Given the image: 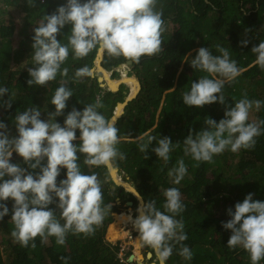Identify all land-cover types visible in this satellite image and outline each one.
I'll use <instances>...</instances> for the list:
<instances>
[{
    "label": "trees",
    "instance_id": "trees-1",
    "mask_svg": "<svg viewBox=\"0 0 264 264\" xmlns=\"http://www.w3.org/2000/svg\"><path fill=\"white\" fill-rule=\"evenodd\" d=\"M65 2L34 0L33 6V0H0V87L8 89L3 99L12 104L8 110L0 107V121L8 125L13 135L14 117L26 109L38 107L41 118L48 119V113L55 111L51 104L55 90L65 81L73 96L67 102L64 115L56 117L61 125L73 107L83 110L81 102L87 106L99 100L103 107L97 111L112 119L117 105L125 101L124 92L128 90L125 86L117 93H104L96 78L75 77L79 68H94L98 49H93L84 58L75 59L69 46V56L61 65V71L68 69L67 76L58 73L55 80L44 86L27 85L31 78L27 68L35 67L31 47L33 29L45 14H51ZM5 7L16 8L17 12H7ZM156 10L162 12L164 20L160 53L142 56L140 62L135 63L123 56L110 57L105 52L102 65L107 71L132 62L133 71L142 83L141 93L129 103L116 124L120 138L117 148L126 158H117L113 165L129 174L145 203L154 201L157 210L165 214L172 215L163 207L166 202L164 190L172 187L180 190L184 211L174 218L183 221L187 239L180 243L170 242L173 251L166 264H252L249 253L243 248L230 249L227 246L231 231L225 230L222 222L231 219L227 209L234 210L235 204L243 202L248 193L254 194V201H264V125H261V135L255 138L253 148H242L237 152L225 150L215 155L212 162H197L185 155L184 139L190 129L195 134L204 128L206 117L219 122L224 118L225 107L218 102L200 108L188 107L183 103V95L190 91L192 82L203 76L212 78L190 66L196 50L206 47L213 55H221L217 50L219 45L228 50L230 59L235 60L241 70V74L226 82L222 89L225 103L234 106L246 94L247 99L262 102L259 110L255 107L250 110L251 120L248 122L264 120V70L254 64L256 54L251 51L254 45L264 41V0H157ZM15 16L16 20L13 19ZM70 35L71 25H66L57 39L67 45ZM245 39L249 43L242 47L240 42ZM11 65L16 69L10 70ZM117 77L115 73L114 78ZM89 83H94L91 92ZM252 117L255 118L253 121ZM144 133L156 138L149 147L148 159H144V153L138 147L140 141L137 137ZM76 135L79 137V130ZM163 137H169L173 142L167 163L151 151ZM74 143L78 144L79 139ZM78 155L81 172L86 175L95 173L101 182L102 223L93 226L95 230L91 235L69 232L63 245H58L54 236L48 237L46 242H41L38 236L34 248L33 241L23 247L11 236L14 229L11 221L13 202L9 200V215L0 221V264H123L118 257L120 246L107 242L106 233L108 228L119 229L117 219L113 224V215L122 214L127 210L123 205L128 202L136 205L137 200L121 187L112 190L115 184L105 166L89 167L84 164V155ZM180 159L184 160L187 174L177 185L172 183L168 172ZM12 162L26 167L15 153ZM65 178L66 169H62L57 180ZM49 207L55 208V205ZM56 217L61 224L64 223L59 211ZM182 246L191 250V260L179 254ZM258 264H264V259Z\"/></svg>",
    "mask_w": 264,
    "mask_h": 264
},
{
    "label": "clouds",
    "instance_id": "clouds-1",
    "mask_svg": "<svg viewBox=\"0 0 264 264\" xmlns=\"http://www.w3.org/2000/svg\"><path fill=\"white\" fill-rule=\"evenodd\" d=\"M156 4L157 0H66L54 12L45 14L33 29L31 47L35 67L27 68L31 77L27 85L44 86L55 80L58 73L67 76L68 69L61 71V65L69 56V46L75 59L86 57L93 49L106 52L110 57L123 56L135 63H139L142 56L160 53L164 20L162 12L156 10ZM66 25H71V35L68 44L64 45L57 36ZM248 43L246 39L240 42L242 47ZM217 50L221 55H213L206 47L196 50L190 66L212 78L203 76L192 82L190 91L183 95V103L188 107L200 108L217 102L225 107L224 118L219 122L206 117L205 127L195 134L190 129L184 139L185 155H190L197 162H212L215 155L225 150L237 152L242 148H253L255 138L261 135V125H264V120L248 122L250 110L253 107L259 110L261 101L249 100L245 94L234 106L225 103L222 89L226 82L235 80L241 70L236 61L230 59L227 49L218 45ZM251 51L256 54L254 64L264 70V41L254 45ZM127 63L121 65V69L119 66L112 70V77L118 74L112 81H120L123 76L132 78L133 74L137 76L133 64L128 66ZM91 75L92 71L87 66L75 72L76 78ZM97 76L102 77L100 74ZM123 86L130 91V86ZM7 93L6 87H0V107L5 110L12 106L10 101L3 99ZM72 96L67 81L61 83L51 100L55 111L48 113V119L41 118L38 107L26 109L14 117L15 135L6 123L0 121V221L9 215L7 202L11 200L14 225L11 236L23 247H28L33 241L34 248L38 236L41 242L54 236L56 243L63 245L69 232L93 234V226L101 224L104 219L101 182L95 173L86 175L81 172L78 154L84 155L85 165L105 166L109 170L113 169L117 158H126L117 148L120 138L115 119H107L97 111L103 107L99 100L85 106L82 111L73 107L65 116L63 125L56 121V117L64 115ZM77 139L78 144L74 143ZM155 139L148 133L137 137L144 159L149 158L147 153ZM172 150L173 142L169 137L159 139L157 146L151 148L165 163ZM13 153L22 158L26 167L12 162ZM62 169H66V178L58 182ZM186 174L183 159L178 160L177 166L168 172L172 183L177 185ZM253 195L248 193L243 202L235 204L234 210L227 209L231 219L222 222V227L231 231L227 246L230 249L243 248L249 253L252 264H258L264 259V201H254ZM164 196L166 202L163 207L172 215L157 210L153 201L138 207L139 215L134 220L129 217L139 233V241L154 250L152 256L156 255L159 264H166L172 255L170 242L180 243L187 239L183 221L174 218L184 211L180 190L169 188ZM50 205H55V208H50ZM57 211L63 224L56 217ZM179 254L186 260L192 259L187 246H182Z\"/></svg>",
    "mask_w": 264,
    "mask_h": 264
},
{
    "label": "rangeland",
    "instance_id": "rangeland-1",
    "mask_svg": "<svg viewBox=\"0 0 264 264\" xmlns=\"http://www.w3.org/2000/svg\"><path fill=\"white\" fill-rule=\"evenodd\" d=\"M247 1H251V0H247ZM4 9L10 13L17 12L16 8H12V7H5ZM2 17H4V16H2ZM13 19L16 20V16ZM14 69H16V66L11 65L10 70H14ZM112 82L114 83L116 81H112ZM93 84L94 83H89L90 86H89L88 90L90 92H91V89L93 88ZM130 91H132L131 87H130ZM90 92H89V94H90ZM81 105L83 107H85V102L84 103L81 102ZM253 118L254 117H252V121H253ZM249 120H251V119H249ZM117 169L119 171L120 178L124 183H126V184H132L133 183L127 172H125L123 169H120V168H117ZM133 186L136 188L135 184H133ZM140 206H141V204L138 202V200H137V204L134 205V203H133L132 207H129L127 205H123V208H127V210H125L122 214L130 216L134 220L139 215V213L137 212V208ZM128 213H130V214H128ZM117 216H118V214L113 215V219H114L113 224L116 223V219H117V222L120 224L119 229L116 228V229H110L109 230V228H108L105 239L107 242H109L113 245H119L120 246L121 249L119 251L118 257L122 260L121 262H124L123 264H159V262H157L158 261L157 258L155 257L156 255L152 256L151 258L148 257V254H152L154 250L152 248L146 246V245H142V242L139 241V239H138L139 233L135 230L131 221H129L126 224H122L120 222V220L117 218ZM108 230H109V239L110 240L108 239ZM138 254H142L143 261H141V262H138L137 260L131 261L132 260L131 255L137 256Z\"/></svg>",
    "mask_w": 264,
    "mask_h": 264
},
{
    "label": "water",
    "instance_id": "water-1",
    "mask_svg": "<svg viewBox=\"0 0 264 264\" xmlns=\"http://www.w3.org/2000/svg\"><path fill=\"white\" fill-rule=\"evenodd\" d=\"M104 56H105V52H102V51H98V55H97V59H96V62H95V65H94V68L91 70L92 72L95 70V67H96V63H97V61H98V64H99V66H100V69H101V73H98V74H100V75H102V78L101 77H98V76H95L94 78H96L97 80H98V82H99V85L101 86L102 85V82H105V80H103L102 81V79L104 78V72H107L104 68H103V65H102V63H103V61H104ZM127 65L128 66H132V62H128L127 63ZM120 69L122 68V66H120L119 67ZM114 71V70H113ZM113 71L112 72H109L110 73V75H111V73H113ZM108 73V72H107ZM94 73H92V75L91 76H94L93 75ZM97 74V75H98ZM125 75H127V72L125 71ZM90 76V77H91ZM112 76V75H111ZM111 76H110V82L112 81L111 80ZM132 79L133 80H135L137 83L139 82V79L137 78V76L135 75V74H133L132 75ZM120 81H122V79L120 80ZM140 84V83H139ZM123 85H128V83H124V82H121L120 83V85L118 86V88L116 89V91L115 90H111V89H109V88H107V90H105V93H107V92H118L119 90H120V88H121V86H123ZM139 86V85H138ZM103 89L105 88V87H103V86H101ZM112 88V87H111ZM139 91L141 92V90H142V86L140 85L139 86ZM138 91V92H139ZM137 92V94L134 96V97H130V98H128V100L125 102V104L124 105H122L121 107L123 108L122 110L124 111V109L126 108V106L130 103V102H132L133 100H135L136 98H137V96H138V93ZM120 108V107H119ZM118 117H119V115L117 114L115 117H114V119H115V122L117 123V121H118ZM90 167V166H89ZM108 170V172H109V174H110V178H111V180L114 182V184H115V186L114 187H112V190L114 191V190H116V187H121V188H123V189H125L127 192H129V193H131L137 200H138V202L139 203H141V206H142V204H145V201H144V199H143V197L140 195V193L136 190V188L133 186V183L132 184H128L129 185V187H127V185L125 184V183H118L117 181H116V179L114 178V176H113V170H117L118 171V169L117 168H115L114 167V165H113V169L112 170H109V169H107ZM131 188H133L134 189V191L131 189ZM127 206H129V207H132L133 206V203L132 202H128L127 203ZM148 257L149 258H151L152 257V254H148Z\"/></svg>",
    "mask_w": 264,
    "mask_h": 264
},
{
    "label": "bare ground",
    "instance_id": "bare-ground-1",
    "mask_svg": "<svg viewBox=\"0 0 264 264\" xmlns=\"http://www.w3.org/2000/svg\"><path fill=\"white\" fill-rule=\"evenodd\" d=\"M102 71H101V69H100V66H99V64H98V61H97V63H96V67H95V70L92 72V73H94L93 75L94 76H91L92 78H94L95 76H97V74L98 73H101ZM103 80H105V82H102V85H103V87H105L106 89L107 88H109V89H111V90H115L116 91V89L118 88V86L120 85V83L121 82H124V83H128V86H130L131 87V89H132V91H131V94H132V97H134L135 95H136V93H137V88H138V83L135 81V80H133V79H129V78H127V77H125V76H123V78H122V81H116V82H110V74L109 73H107V72H104V78L102 79V81ZM112 87V88H111ZM122 112V107H120L119 108V110H118V113L120 114ZM113 176H114V178L116 179V181L118 182V183H124L122 180H121V178H120V174H119V171H117V170H113ZM126 184V183H125ZM127 185V187H129V185L128 184H126ZM130 188V187H129ZM133 191H134V189L133 188H131ZM141 204V203H140ZM128 214H130V213H128ZM129 217L130 216H128V215H124V214H122V215H118L117 216V218L120 220V222L122 223V224H126V223H128L130 220H129ZM119 224V223H118ZM131 225V224H130ZM119 226H120V224H119ZM129 232V231H128ZM129 235V234H128ZM131 261H133V260H137L138 262H141V261H143V256H142V254H138L137 256H134V255H131ZM158 262V261H157Z\"/></svg>",
    "mask_w": 264,
    "mask_h": 264
},
{
    "label": "crops",
    "instance_id": "crops-1",
    "mask_svg": "<svg viewBox=\"0 0 264 264\" xmlns=\"http://www.w3.org/2000/svg\"><path fill=\"white\" fill-rule=\"evenodd\" d=\"M109 73V72H108ZM110 74V73H109ZM111 76V75H110ZM116 78H114V76L112 77L111 76V80H115ZM130 79V78H129ZM132 79V78H131ZM140 83V84H139ZM138 85L140 86H142V83H141V81L139 80V82H138ZM100 86V85H99ZM101 86H103V85H101ZM100 86V87H101ZM139 86H138V88H139ZM102 88V87H101ZM137 88V92L139 91V89ZM106 89V88H105ZM105 89L103 90L104 91V93H105ZM130 89V88H129ZM107 90V89H106ZM120 91V90H119ZM118 91V92H119ZM142 91V90H141ZM113 93H117V92H113ZM139 94L141 93L140 91L138 92ZM124 94H126V98H125V101H124V103H119L118 105H117V108H116V110H115V112H114V114H113V117H112V119L118 114L119 115V117H118V121L120 120V118H122L123 117V115L125 114V110H126V108H127V106L129 105H127L126 106V108L124 109V111L122 110V112L119 114L118 113V110H119V107H121L122 105H124L125 104V102L128 100V98H130L131 96H132V94H131V91L130 92H124ZM137 94V93H136ZM139 94H138V96H139ZM137 96V97H138ZM131 103V102H130ZM123 109V108H122ZM118 121H117V123H118ZM116 123V124H117ZM115 167V166H114Z\"/></svg>",
    "mask_w": 264,
    "mask_h": 264
},
{
    "label": "built area",
    "instance_id": "built-area-1",
    "mask_svg": "<svg viewBox=\"0 0 264 264\" xmlns=\"http://www.w3.org/2000/svg\"><path fill=\"white\" fill-rule=\"evenodd\" d=\"M122 261V260H121ZM122 263H124V262H122Z\"/></svg>",
    "mask_w": 264,
    "mask_h": 264
}]
</instances>
